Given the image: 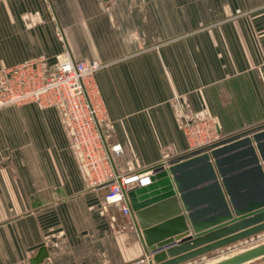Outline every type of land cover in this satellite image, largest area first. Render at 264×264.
I'll return each instance as SVG.
<instances>
[{
    "label": "crops",
    "instance_id": "crops-1",
    "mask_svg": "<svg viewBox=\"0 0 264 264\" xmlns=\"http://www.w3.org/2000/svg\"><path fill=\"white\" fill-rule=\"evenodd\" d=\"M64 50L105 64L92 81L105 135L122 147L120 166L177 164L168 178L186 231L150 257L169 260L166 250L197 234L187 212L205 220L223 213V200L231 211L262 200L264 0H0V67L36 57L53 64ZM178 104L213 117L227 138L187 152ZM139 230L86 188L54 108L0 107V264H30L40 246L47 256L38 264H138ZM262 241L264 230L178 264Z\"/></svg>",
    "mask_w": 264,
    "mask_h": 264
},
{
    "label": "built area",
    "instance_id": "built-area-1",
    "mask_svg": "<svg viewBox=\"0 0 264 264\" xmlns=\"http://www.w3.org/2000/svg\"><path fill=\"white\" fill-rule=\"evenodd\" d=\"M104 66L97 60H75L66 50L53 64L36 57L2 66L0 107L32 103L38 109L54 108L86 188L105 189L103 207L111 206L133 221L129 194L151 183L153 165L135 171L120 166L122 147L105 135L106 117L92 81L94 72ZM177 117L187 152L201 153L227 138L209 115L194 114L178 104ZM158 163L165 167V159ZM139 262L146 264L147 257Z\"/></svg>",
    "mask_w": 264,
    "mask_h": 264
},
{
    "label": "water",
    "instance_id": "water-1",
    "mask_svg": "<svg viewBox=\"0 0 264 264\" xmlns=\"http://www.w3.org/2000/svg\"><path fill=\"white\" fill-rule=\"evenodd\" d=\"M204 156L206 158V155ZM167 162L169 165L166 168L163 167L162 163L154 164L152 166L154 174L151 177V183L143 187L135 188L129 194L133 221L138 230L140 229L139 238L145 248L144 256L147 257L146 264H152V261L154 264H178L264 230V208L251 212L250 214L238 216L240 215V211H252V209L264 205V197L258 202L247 203L243 207L236 208L233 206L232 211L226 201L223 200V213L212 218L196 220L190 212H187L186 217L192 229L197 234L193 237L180 240L173 248L166 250V254L174 255L173 258L161 262L163 253L153 254L150 257L149 252L153 253L162 248V246L173 243L172 241L178 239L180 236H175V238H169L164 241L163 239L186 231L184 216L181 214L180 207L177 204V199L174 196L168 178V174H173L177 164L172 159L167 160ZM173 181L177 189L178 182L175 179ZM97 192L102 196L106 193V190L100 189ZM183 210L187 211L188 207L183 205ZM232 212H234L236 218H232ZM214 225L218 226L204 232H199L201 229H206ZM244 227L249 228L240 230ZM203 243L209 244L195 248ZM183 251L189 252L175 256ZM46 256L47 252L45 247L40 246L34 256L30 258L29 262L30 264H38ZM258 258L264 260V241L230 253L207 264H246ZM138 264L142 263L139 262Z\"/></svg>",
    "mask_w": 264,
    "mask_h": 264
},
{
    "label": "bare ground",
    "instance_id": "bare-ground-1",
    "mask_svg": "<svg viewBox=\"0 0 264 264\" xmlns=\"http://www.w3.org/2000/svg\"><path fill=\"white\" fill-rule=\"evenodd\" d=\"M233 253V252H232Z\"/></svg>",
    "mask_w": 264,
    "mask_h": 264
}]
</instances>
